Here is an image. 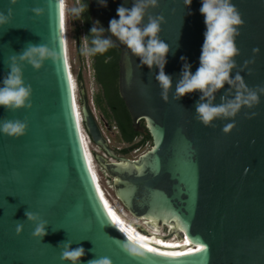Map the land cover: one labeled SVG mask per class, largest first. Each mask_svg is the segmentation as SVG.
<instances>
[{
	"label": "water",
	"instance_id": "obj_1",
	"mask_svg": "<svg viewBox=\"0 0 264 264\" xmlns=\"http://www.w3.org/2000/svg\"><path fill=\"white\" fill-rule=\"evenodd\" d=\"M88 1L92 25L98 21L104 37L120 49L119 94L134 129L150 133L152 146L136 159L119 155L103 135L83 84L77 109L67 44L66 62L48 60L39 70L22 64L25 84L33 89L31 109L7 111L0 106V120L28 124L19 138L0 133V264H70L60 259L61 243L67 241L73 249H85L80 264L98 257H109L113 264H264V95L258 105L241 109L229 133L222 128L231 119H217L214 127L195 119L200 92L173 99L184 63L193 74L199 67L206 31L202 0H192L190 7L183 0H158L159 6L148 10L165 18L159 35L171 49L164 68L172 77L167 103L155 79L159 68L141 65L108 31L109 21L119 19L117 8L130 9L133 0H106V7ZM232 3L245 22L236 38L240 55L232 75L242 69L249 88L264 86V0ZM34 7L43 8V15H34ZM9 8L10 23L0 26V86L10 72L5 63L9 56L21 53L28 43L59 52L62 35L58 0H17L15 5L0 0V11L7 14ZM229 87L215 94L214 104L221 103ZM100 119L110 131L106 119ZM86 135L114 159L95 154L113 178L117 198L142 220L132 225L162 243L185 239L184 254L149 251L130 236L96 184ZM26 211L47 221L42 240L32 236L36 225L27 220ZM17 223L23 224L20 234ZM159 227L164 228L162 236ZM126 242L143 256H129L122 248ZM198 245H206V251L197 252Z\"/></svg>",
	"mask_w": 264,
	"mask_h": 264
},
{
	"label": "clouds",
	"instance_id": "obj_2",
	"mask_svg": "<svg viewBox=\"0 0 264 264\" xmlns=\"http://www.w3.org/2000/svg\"><path fill=\"white\" fill-rule=\"evenodd\" d=\"M98 2L101 6H107L106 0H98ZM10 3L15 5L17 0H10ZM183 3L190 7L192 0H183ZM158 6V0H133V6L130 9L121 5L117 8L119 19L113 18L109 21L108 31L133 56L139 57L141 65H146L149 69H152L153 66L159 68L155 79L161 89V99L167 103L172 89V77L165 73L164 68L167 63L166 57L171 49L170 45L159 35L165 18L163 15L148 14L150 8ZM87 8L88 5L84 4L82 0H76V5L70 8L67 7L66 0H58L62 33L59 40L60 51L57 52L46 44L28 43L21 53L9 56L5 63L10 72L4 77L3 86H0V106H3L7 111H16L22 108L31 109L33 89L30 84H25L21 65L27 63L33 69L39 70L48 60L53 64L58 63L61 59L66 62L65 16L72 14L79 17ZM31 11L36 16L44 13V9L41 7H34ZM200 13L204 17L206 31L199 57V67L193 74L191 65L187 62L184 63L181 78L175 85L173 99L179 100L186 94L200 92V99L195 106V119L205 127H214L213 122L217 119H231L233 122L227 123L222 128L224 133H229L236 127L234 118L242 108H252L260 103V97L264 95V86L258 85L249 88L240 74L242 69L237 71L234 77L232 75L233 70L238 68L235 58L240 55L236 38L240 35V27L245 23L232 0H202ZM189 14L191 13L189 12ZM146 16L147 23H144ZM11 18V8L8 9L7 14L0 11V26L9 24ZM98 24L97 21L91 27L90 40L88 35L81 37L83 43L80 53L86 58L103 55L114 45L111 38L104 37L105 29L98 27ZM253 52L258 53L259 49L254 48ZM181 60H186V58L181 57ZM247 63L248 61L245 62V65ZM226 84L230 87L220 97L221 103L214 104L215 94ZM27 128L26 120H0V133L9 137L24 136ZM25 216L28 221L36 225L32 236L42 240L47 235V221L42 220L38 213L31 211H26ZM22 229L23 224L17 223V234H20ZM71 243V241L61 243L63 249L60 259L68 261L70 264H80L81 257L85 255V249L83 247L73 249ZM122 248L133 258L143 256L137 247L127 242L122 244ZM87 264H113V261L109 257H98L89 260Z\"/></svg>",
	"mask_w": 264,
	"mask_h": 264
},
{
	"label": "trees",
	"instance_id": "obj_3",
	"mask_svg": "<svg viewBox=\"0 0 264 264\" xmlns=\"http://www.w3.org/2000/svg\"><path fill=\"white\" fill-rule=\"evenodd\" d=\"M88 5V8L81 15L82 25L77 28V41L81 45V34L89 36L90 29L93 26L90 20L91 6L88 0H82ZM110 58V59H109ZM94 72V79L97 86L93 95V102L110 126H116L117 138L125 146L118 149V154L128 155L135 149H142L152 146V137L150 133L144 134L134 129L130 114L127 110L124 100L121 98L118 90L119 78V59L120 49L113 45L103 55L90 57ZM107 60V62H105ZM77 83L83 84V76L77 74ZM102 169V168H101Z\"/></svg>",
	"mask_w": 264,
	"mask_h": 264
},
{
	"label": "rangeland",
	"instance_id": "obj_4",
	"mask_svg": "<svg viewBox=\"0 0 264 264\" xmlns=\"http://www.w3.org/2000/svg\"><path fill=\"white\" fill-rule=\"evenodd\" d=\"M66 5L68 8L73 7L76 5V0H66ZM82 21L81 16L77 17L72 14H66V27H67V44H68V55H69V63L71 67V72L73 74V77L75 78V84H76V94L77 99L80 102L81 95H80V85L77 83V74L80 72L83 76V86L86 89L87 95L90 98L91 107L96 114L100 118V113L98 112V109H96L94 102H93V95L96 92L97 86L94 79V72L92 68V63L90 57L86 58L80 53V48L82 46H79V42L77 41V28L81 27ZM83 36V32L81 34V37ZM92 101V102H91ZM101 120V119H100ZM102 122V121H101ZM117 130L116 131H108V135L111 138V147L113 149H120L124 147L125 145L120 143L117 136ZM88 147L89 151L92 155V163L94 166V169L97 172L99 182L104 189V192L106 193L108 199L114 204L116 209L120 211L122 216L126 219V221L132 223V221L135 222H142L141 219L135 217L132 215L122 204V202L117 198L115 193V188L113 184V178L110 177L107 172H105L103 169H101L99 163L95 159V154L102 155L103 157H106L108 161H113L114 159L109 157L107 154H105L97 145H95L92 141H88ZM151 147H145L142 149H135L131 151L128 155H122L128 157L130 159H136L141 154H143L145 151H147ZM125 213V214H124ZM159 233L161 235L164 233V228L159 227Z\"/></svg>",
	"mask_w": 264,
	"mask_h": 264
},
{
	"label": "bare ground",
	"instance_id": "obj_5",
	"mask_svg": "<svg viewBox=\"0 0 264 264\" xmlns=\"http://www.w3.org/2000/svg\"><path fill=\"white\" fill-rule=\"evenodd\" d=\"M65 27H66V16H65ZM66 44H67V27H66ZM67 53H68V44H67ZM71 77H72V81H73V85H74V97H75V100H76V106H77V109L79 110V105H78V102H77V94H76V84H75V80H74L75 78L73 77L72 72H71ZM85 142H86V152H87V155H88V159H89V162H90V167H91L92 173L94 175L96 184L101 186V184L99 182V179H98L97 172L94 169V166H93V163H92V159L90 158L91 156L89 155V152H88V148H87L88 141H87V139L85 140ZM109 202H110V205H111L114 213L116 214L117 218L119 219L120 223L127 230V232L130 234V236L133 239H135L136 241H138V242L142 243L143 245H145L147 247H150V248H152V249H154V250H156V251H158L160 253H163V254H184L185 251L188 249L185 239H183V240L175 239V240H173L171 242H168V243H162V242H159V241H156V240H153V239L149 238L145 234V232H141L134 225H132V223H130L131 221L130 222L126 221V219L122 216L120 211H118L116 209L114 204H112V202L110 200H109Z\"/></svg>",
	"mask_w": 264,
	"mask_h": 264
},
{
	"label": "built area",
	"instance_id": "obj_6",
	"mask_svg": "<svg viewBox=\"0 0 264 264\" xmlns=\"http://www.w3.org/2000/svg\"><path fill=\"white\" fill-rule=\"evenodd\" d=\"M83 36H85V35H84V32H83ZM89 99H90V98H89ZM91 102H92V101H91ZM93 112H94V111H93ZM94 114H95V113H94ZM95 117H96V119L98 120V122H99L100 125H101V130H102L103 135L105 136L107 142H108V143H111V138H110V136L108 135V130L105 128V126H104L103 123L101 122L100 118H99L98 116H96V114H95ZM116 130H117L116 126H111V130H110V131H116ZM86 139H87V141H91L88 135H86ZM87 148H88V152H89V154H90V156H91V159H92V155H91V152L89 151L88 144H87Z\"/></svg>",
	"mask_w": 264,
	"mask_h": 264
},
{
	"label": "snow or ice",
	"instance_id": "obj_7",
	"mask_svg": "<svg viewBox=\"0 0 264 264\" xmlns=\"http://www.w3.org/2000/svg\"><path fill=\"white\" fill-rule=\"evenodd\" d=\"M69 80H71V76L69 75ZM114 223L116 222L115 220L113 221ZM121 231H123V229H121ZM129 239H131V237H129ZM141 247H146L145 245H141ZM206 245H198L196 247V251L197 252H203L206 251ZM149 251H155L154 249H149Z\"/></svg>",
	"mask_w": 264,
	"mask_h": 264
},
{
	"label": "flooded vegetation",
	"instance_id": "obj_8",
	"mask_svg": "<svg viewBox=\"0 0 264 264\" xmlns=\"http://www.w3.org/2000/svg\"><path fill=\"white\" fill-rule=\"evenodd\" d=\"M116 151H118V149H115Z\"/></svg>",
	"mask_w": 264,
	"mask_h": 264
}]
</instances>
